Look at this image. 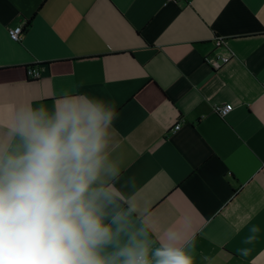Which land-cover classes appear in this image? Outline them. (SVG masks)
Segmentation results:
<instances>
[{"label": "crops", "instance_id": "0c3cea01", "mask_svg": "<svg viewBox=\"0 0 264 264\" xmlns=\"http://www.w3.org/2000/svg\"><path fill=\"white\" fill-rule=\"evenodd\" d=\"M70 84L114 103L122 180L162 223L189 219L197 264H264V0H0V126Z\"/></svg>", "mask_w": 264, "mask_h": 264}, {"label": "clouds", "instance_id": "9594fccd", "mask_svg": "<svg viewBox=\"0 0 264 264\" xmlns=\"http://www.w3.org/2000/svg\"><path fill=\"white\" fill-rule=\"evenodd\" d=\"M118 116L75 84L14 106L0 126V264H197L189 219L162 223L122 180Z\"/></svg>", "mask_w": 264, "mask_h": 264}, {"label": "built area", "instance_id": "2783aa9c", "mask_svg": "<svg viewBox=\"0 0 264 264\" xmlns=\"http://www.w3.org/2000/svg\"><path fill=\"white\" fill-rule=\"evenodd\" d=\"M169 2H178L180 0H168ZM8 35L11 41L19 43L23 39L24 35V28L23 26H15L8 29ZM215 45L218 49L226 48V41L222 37H218L215 40ZM231 61V55H224L221 52H215L210 58L207 59V63L213 69H220L222 66L228 64ZM42 76V72L36 68L28 69L27 70V77L36 80L40 79ZM233 111V106L230 104L224 105H216L214 107V112L221 118H225ZM181 127V123H176L174 125L173 130L177 131Z\"/></svg>", "mask_w": 264, "mask_h": 264}, {"label": "trees", "instance_id": "16d2710c", "mask_svg": "<svg viewBox=\"0 0 264 264\" xmlns=\"http://www.w3.org/2000/svg\"><path fill=\"white\" fill-rule=\"evenodd\" d=\"M31 26V21H28L25 25H23L24 33L28 30V28ZM44 65V64H41ZM41 65H35V66H41ZM45 66V65H44ZM29 68V67H28Z\"/></svg>", "mask_w": 264, "mask_h": 264}]
</instances>
